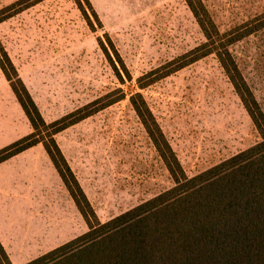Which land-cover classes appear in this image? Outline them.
Returning a JSON list of instances; mask_svg holds the SVG:
<instances>
[{"label":"rangeland","instance_id":"rangeland-1","mask_svg":"<svg viewBox=\"0 0 264 264\" xmlns=\"http://www.w3.org/2000/svg\"><path fill=\"white\" fill-rule=\"evenodd\" d=\"M15 1L0 0V9ZM88 1L91 7L86 0H40L0 22V42L46 121L95 99L116 97L120 90L125 93L54 136L103 222L172 186L129 103L131 93L142 94L188 176L253 145L260 136L214 54L161 75L173 66L168 61L204 41L184 0ZM202 2L221 32H250L230 49L264 113V0ZM138 77L142 83L155 79L140 88ZM29 132L0 70V144ZM35 146L13 163L24 173L19 178L26 197L1 204L18 212L9 214L17 226L32 228L34 243L58 245L87 225L49 167L42 144ZM6 171H0V183L21 182Z\"/></svg>","mask_w":264,"mask_h":264},{"label":"trees","instance_id":"trees-1","mask_svg":"<svg viewBox=\"0 0 264 264\" xmlns=\"http://www.w3.org/2000/svg\"><path fill=\"white\" fill-rule=\"evenodd\" d=\"M38 1L17 0L0 9V22ZM75 1L80 4V0ZM184 1L204 41L168 61L173 66L161 75L214 54L260 140L188 176L142 94L131 93L129 103L163 161L172 186L102 222L54 136L123 99L125 93L120 90L116 97L95 99L46 121L0 42V70L31 127V132L0 148V162L41 143L87 225L84 232L23 264H264V113L230 49L250 32L240 35L221 32L202 0ZM86 17L92 25L87 14ZM116 71L122 79L120 71ZM141 79L138 77L137 83L144 88L155 77L143 83ZM0 264H12L1 242Z\"/></svg>","mask_w":264,"mask_h":264},{"label":"crops","instance_id":"crops-1","mask_svg":"<svg viewBox=\"0 0 264 264\" xmlns=\"http://www.w3.org/2000/svg\"><path fill=\"white\" fill-rule=\"evenodd\" d=\"M0 142H1V138H0ZM7 144H9V143L0 144V148H2L3 146H5ZM35 145H33V146H31V147H29V148H27L21 152L9 157L8 159H6L2 162H0V171H6L4 169H7L6 172H10L13 177H17L18 179H20L19 176L23 175L24 173L21 172L20 166L14 167L13 163H15V161L20 159V157H23L26 153H28L32 149L36 148ZM42 149L48 158L47 161L49 163V167L52 169V171L55 173V175L59 177L57 171L55 170L53 164L51 163V161H50L47 153L45 152L43 146H42ZM59 179H60V177H59ZM20 180H21V182L16 181L14 183H0V242H1L2 246L4 247L6 253L8 254L12 264H23V263L28 261V259L17 260L18 258L16 259V258L12 257V255H25V254H29L30 252H33V251H36L37 254H42V253H44V252H46V251L57 246V244H51V243H50V245L48 243H46V244H44V246H42L41 243H34L33 242L34 241V239H33L34 235H33L32 228L30 230H27V228H25L24 226H17L16 217L11 218L9 216V214H12V213H14L13 215H17L18 212L17 211L12 212V211H9L6 208L2 207L1 203H3V202L16 201L20 198H24L25 194L27 193V189H26V186L24 184V179H20ZM19 229L23 230V232L19 233L18 232ZM11 236H12V238H11Z\"/></svg>","mask_w":264,"mask_h":264}]
</instances>
